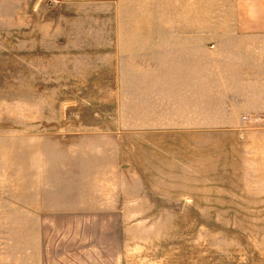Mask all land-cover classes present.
<instances>
[{"label":"rangeland","instance_id":"374dc122","mask_svg":"<svg viewBox=\"0 0 264 264\" xmlns=\"http://www.w3.org/2000/svg\"><path fill=\"white\" fill-rule=\"evenodd\" d=\"M222 2L158 8L160 23L130 8L117 21L114 8L87 1L0 0V142L20 144L21 153L29 144L37 175L50 164L53 192L61 184L92 195L129 192L147 205L129 216H53L52 239L148 240L132 247L148 264H264V112L232 120L143 112L118 84L124 56L113 49V31L218 32L235 25L223 16L253 14ZM176 13L196 22L168 21ZM219 99L206 114H221ZM94 144L106 149L104 166ZM85 160L95 164L79 165Z\"/></svg>","mask_w":264,"mask_h":264},{"label":"crops","instance_id":"0c3cea01","mask_svg":"<svg viewBox=\"0 0 264 264\" xmlns=\"http://www.w3.org/2000/svg\"><path fill=\"white\" fill-rule=\"evenodd\" d=\"M62 1H87L112 7L117 21H122L119 17L124 14L123 9L130 8L129 14L146 16L140 21L148 22L147 17L151 16V21L160 23L164 22V14L162 10L158 13V8L212 5V0ZM220 5L251 6L253 14L223 16L221 21L235 25L218 32L113 31V49L124 56L118 67V84L126 88L125 95L134 98L132 101L143 105L139 110L203 112L185 117L231 120L264 112V0H223ZM181 19L196 22L194 15L185 18L177 13L170 15L168 21ZM205 20L210 22L211 16H205ZM215 96L220 98L223 110L220 115L206 114L211 112ZM147 117L151 118L140 116ZM259 145L264 147V143ZM21 150L25 149L18 143L0 142V264H148L140 250L137 255L132 252L133 246L139 243L142 247L148 240L63 236L52 239L50 233L53 216H90L86 219L93 220L100 214L129 216L133 212H146L144 196L129 192L92 195L84 190L69 191L62 184L53 192L50 164L37 175L34 151L29 144L26 153ZM91 150L99 156L97 165L104 166L101 156L106 155H103L106 149L94 144ZM111 159L113 167H120L116 156ZM94 164L85 160L79 165ZM117 172L115 169L114 173ZM55 174L65 178L66 172L60 168ZM129 219L123 217L121 229L127 228ZM82 228L83 223L76 225V229Z\"/></svg>","mask_w":264,"mask_h":264}]
</instances>
